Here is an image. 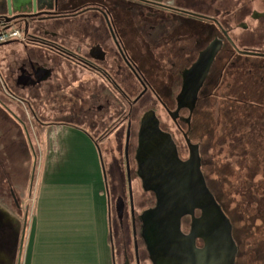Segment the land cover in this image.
I'll return each instance as SVG.
<instances>
[{
	"label": "flooded vegetation",
	"instance_id": "flooded-vegetation-1",
	"mask_svg": "<svg viewBox=\"0 0 264 264\" xmlns=\"http://www.w3.org/2000/svg\"><path fill=\"white\" fill-rule=\"evenodd\" d=\"M1 26L2 151L85 132L120 264H264V0L1 1Z\"/></svg>",
	"mask_w": 264,
	"mask_h": 264
},
{
	"label": "crops",
	"instance_id": "crops-1",
	"mask_svg": "<svg viewBox=\"0 0 264 264\" xmlns=\"http://www.w3.org/2000/svg\"><path fill=\"white\" fill-rule=\"evenodd\" d=\"M20 264H115L101 155L79 128H46ZM14 228L3 240L10 262ZM21 234V233H20ZM4 259V261H3Z\"/></svg>",
	"mask_w": 264,
	"mask_h": 264
},
{
	"label": "rangeland",
	"instance_id": "rangeland-1",
	"mask_svg": "<svg viewBox=\"0 0 264 264\" xmlns=\"http://www.w3.org/2000/svg\"><path fill=\"white\" fill-rule=\"evenodd\" d=\"M86 134V133H85ZM87 135V134H86ZM88 136V135H87ZM89 137V136H88ZM90 138V137H89ZM17 141L16 146L12 147L8 151H2L3 144L0 143V160L3 162V170H0V238L5 237L6 232L13 230L14 228V245L13 252L10 254V262H0V264H16L18 262V248L20 241V233L22 231V226L24 222V215L27 213L28 221L31 213L34 210L35 202V181L37 179V166L40 157L39 150L42 149V134L37 133L35 136H32L31 143L34 148V155L30 152L27 140L17 139L16 137H9V140ZM8 139H6L7 141ZM92 140V139H91ZM5 141V139H4ZM122 147V145H121ZM26 154L22 155L18 151L24 152ZM29 152V153H28ZM105 154L103 153V157ZM121 176V175H120ZM6 181V183H4ZM2 182V184H1ZM10 189L15 195L17 200V205L15 201L10 197ZM135 192V205L137 204V192ZM19 207V208H16ZM137 207V205L135 206ZM138 209V208H137ZM136 209V210H137ZM27 221V226H28ZM26 226V231H27ZM27 233V232H26ZM26 235V234H25ZM112 236L115 246V256L117 264H120V247L121 239L117 231V223L114 217L112 218ZM4 241H0V258H7L6 248L3 245ZM3 243V244H2ZM247 252L242 250L239 255V262H244ZM257 262H261V255L255 256ZM3 259V261H4ZM256 262V260L254 261ZM243 264V263H242Z\"/></svg>",
	"mask_w": 264,
	"mask_h": 264
},
{
	"label": "water",
	"instance_id": "water-1",
	"mask_svg": "<svg viewBox=\"0 0 264 264\" xmlns=\"http://www.w3.org/2000/svg\"><path fill=\"white\" fill-rule=\"evenodd\" d=\"M1 1H4L5 7H6V9L8 11H10L11 8H14L17 3H22V0H0V2ZM101 163H102V160H101ZM102 166H103V164H102ZM103 174L105 176L104 168H103ZM104 179H105V177H104ZM27 221H28V216H27V213H25L24 222H23V226H22V231H21V235H20V241H19L18 262H17V264H20V260H21L22 249H23V244H24V239H25V234H26Z\"/></svg>",
	"mask_w": 264,
	"mask_h": 264
},
{
	"label": "built area",
	"instance_id": "built-area-1",
	"mask_svg": "<svg viewBox=\"0 0 264 264\" xmlns=\"http://www.w3.org/2000/svg\"><path fill=\"white\" fill-rule=\"evenodd\" d=\"M20 37V33L16 28L0 27V44H4L10 40Z\"/></svg>",
	"mask_w": 264,
	"mask_h": 264
},
{
	"label": "trees",
	"instance_id": "trees-1",
	"mask_svg": "<svg viewBox=\"0 0 264 264\" xmlns=\"http://www.w3.org/2000/svg\"><path fill=\"white\" fill-rule=\"evenodd\" d=\"M10 141V140H9ZM0 170H3V162L0 160ZM4 183H6V181L4 182ZM1 184H2V182H1ZM10 197L11 198H13V200L15 201V205H17L18 206V202H17V200L15 199V195L13 194V191L10 189ZM16 208H19V207H16Z\"/></svg>",
	"mask_w": 264,
	"mask_h": 264
}]
</instances>
